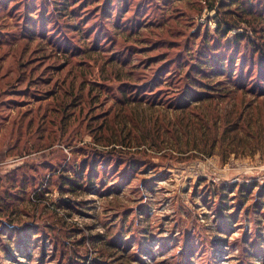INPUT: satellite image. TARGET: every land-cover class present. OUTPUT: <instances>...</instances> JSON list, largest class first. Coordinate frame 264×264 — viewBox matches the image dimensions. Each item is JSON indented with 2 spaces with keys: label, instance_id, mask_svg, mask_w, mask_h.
<instances>
[{
  "label": "rangeland",
  "instance_id": "obj_1",
  "mask_svg": "<svg viewBox=\"0 0 264 264\" xmlns=\"http://www.w3.org/2000/svg\"><path fill=\"white\" fill-rule=\"evenodd\" d=\"M55 1L0 0V264H264V0Z\"/></svg>",
  "mask_w": 264,
  "mask_h": 264
},
{
  "label": "trees",
  "instance_id": "obj_2",
  "mask_svg": "<svg viewBox=\"0 0 264 264\" xmlns=\"http://www.w3.org/2000/svg\"><path fill=\"white\" fill-rule=\"evenodd\" d=\"M64 0H60V1H55L56 3H62ZM240 0H229V4L234 5L239 7V12L247 15L248 17H252L251 14H253V11L250 10V12H248L244 7H240L239 3ZM54 2V1H53ZM65 4H67L65 2ZM54 8H58V7H54ZM212 8V7H210ZM106 9L104 8V11ZM238 26L235 24H226V27H224L221 31V34L225 37L226 34L231 31L234 28H237ZM105 30L102 29V31L100 32L103 33ZM105 34V33H104ZM243 35H241V33L237 34L236 36H234V40H229V39H225L224 41V45L217 44L215 41H213L212 43H205L204 45V50H202V52H200V58L197 59L198 63H191L189 65V67H192V70H194L195 74L194 75H200V77H193L191 76V70L187 71L185 73V84H184V91H183V95L182 98L180 99V101L178 102V107L180 108H184V106H188V104H190V106L192 104L194 105H198L200 102H205L207 100L209 101H213L214 99V93L212 91H209L210 89L208 88L210 86V83H204V80H207L206 78L209 77V75L212 72H215L214 69L216 70L217 67H221V72H225V71H229L231 69V66L233 63L236 64L237 60H233L234 57L236 56V54L239 52V44L241 41L245 40L242 38ZM251 46L254 49H251V51L248 53V59H246V65L247 66V61H248V71H253L254 69L256 70V77L258 78L259 83H254L252 82L251 85H249L248 88H252L249 89L251 90L252 94H255L258 96L264 95V41H262L260 44L254 45L251 44ZM221 47H224L227 50H232L231 55H229L228 57H224L226 55H224L223 51H221ZM244 48L245 45L243 47V50L241 51L242 54L240 55L241 58H243V52H244ZM228 54V52L226 53ZM237 58V57H236ZM226 61V62H224ZM228 61V62H227ZM239 64L241 63V59L238 60ZM225 63H228V65ZM212 64H214L216 66V68L212 69ZM243 67V65H240V68ZM204 81V82H203ZM203 82V83H202ZM250 84V83H249ZM151 103V102H150ZM121 143H118L117 141H110V144H122L124 146H126L122 141H120ZM129 144V142H127V145ZM87 177L90 179V171L88 173H86ZM79 178H82V175L78 174ZM67 183H68V187H75V188H79L81 186H79L77 184V179L71 178V179H66ZM241 188H243L244 190L246 189V191H248L249 186H245V185H241Z\"/></svg>",
  "mask_w": 264,
  "mask_h": 264
}]
</instances>
